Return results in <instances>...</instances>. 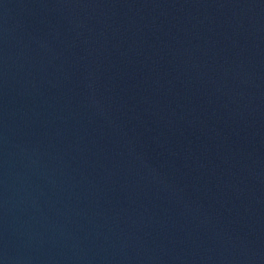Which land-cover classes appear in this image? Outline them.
Masks as SVG:
<instances>
[{
	"label": "water",
	"instance_id": "obj_1",
	"mask_svg": "<svg viewBox=\"0 0 264 264\" xmlns=\"http://www.w3.org/2000/svg\"><path fill=\"white\" fill-rule=\"evenodd\" d=\"M0 264H264V0H0Z\"/></svg>",
	"mask_w": 264,
	"mask_h": 264
}]
</instances>
